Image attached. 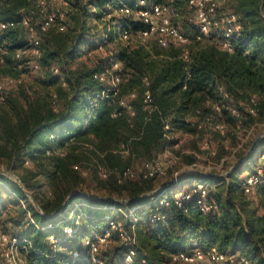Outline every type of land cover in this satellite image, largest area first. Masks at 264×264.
<instances>
[{"label":"trees","instance_id":"1","mask_svg":"<svg viewBox=\"0 0 264 264\" xmlns=\"http://www.w3.org/2000/svg\"><path fill=\"white\" fill-rule=\"evenodd\" d=\"M219 1L222 10L235 15L241 27L233 38V53L223 51L216 42L205 39L192 41L188 60L182 58L181 49H163L156 44L121 47L110 55L108 47L116 43L118 26L109 33L104 44L99 30L98 35H93L82 25L79 32L70 26L79 25L91 9H96L99 22L104 12L112 14L122 7L132 6L135 0L79 2L70 17L68 31L52 33L43 39L39 70L46 72V77L40 80L44 95L35 97L20 86L19 91L6 94V102L0 104V167L21 174L20 181L27 189L35 188L30 184L33 176H44L51 191L45 200L36 201L43 214L30 206L36 225L21 230L22 220L14 223L2 219L8 213L11 198L19 196L24 200L26 196L21 186L0 174V226L33 241L42 253L35 255V263L92 264L85 258V242L93 235L103 233L107 227L105 217L115 215L119 207L132 210L147 204L149 198L145 196L170 181L173 175L169 171L165 179L128 180L122 184L113 175L105 182L119 197L117 200L129 203L98 201L80 194L84 193L85 182L81 165L88 160L87 155L94 157L96 170L103 167L123 171L151 161L165 150H174L177 140L165 138L166 124L170 125L173 135L204 137L211 134L213 138L225 140L238 135L237 132L247 131L255 123H264V0H229L228 7ZM32 12H36L35 0H3L0 6L3 21ZM117 21L122 24L126 19ZM184 29L190 32L191 25ZM20 32H6L5 52L0 54V77L12 72L21 76L26 71H33L30 56L16 58L17 52L27 46L18 37ZM102 45L107 52L99 51ZM114 62L122 64L120 92L92 107L89 97L100 90L94 74ZM22 64L23 69L19 70L18 66ZM56 67L60 74L54 73ZM145 77L149 80L153 99L151 114L145 110L143 102ZM134 91L137 97L129 102L130 114L120 105V100ZM224 94L228 95L227 99H223ZM253 97L257 117L246 111ZM214 103L222 106L221 113L213 110ZM230 109H236L238 115L234 116ZM115 112L120 115L113 117ZM209 116L213 117L214 123L227 126L226 137L209 128L206 124ZM238 122L242 124L239 131ZM263 144L260 142L248 156V147L237 154L236 164L247 156L246 161L226 180L192 175L179 182L177 189L181 190L191 189L199 183L210 189H224L214 200L219 206L218 215L204 216L193 201L188 204L187 212L171 207L166 212V219L153 226L149 221L150 208L136 211L127 221L130 226L138 219L139 246L134 264H143V260L146 264H169L171 255L190 250L195 240L203 248L217 247L226 254L246 257L250 264H264V215L257 216L248 211L247 202L240 194L250 195L244 194L243 178H239L245 173L256 172L255 166L264 153ZM122 145L130 151L129 156L116 153ZM192 153L184 158L187 165L196 161L197 153ZM224 153V146L220 145L218 156L222 157ZM27 162L30 166L25 167ZM261 165L264 169V163ZM256 192L264 208V186ZM70 196L72 199L66 204ZM81 203L87 205L76 211L78 215L83 213L82 219L78 224L75 220L67 221L74 206ZM59 211L62 215L57 213ZM22 214L26 216L25 211ZM49 225L51 229H48ZM68 228H77L74 239L61 241L53 260L44 258L50 250L49 237L64 240V231ZM73 253H78L79 257L74 259ZM127 253L128 248L121 244L118 235L113 234L111 244L101 250L100 256L105 264H124Z\"/></svg>","mask_w":264,"mask_h":264},{"label":"built area","instance_id":"2","mask_svg":"<svg viewBox=\"0 0 264 264\" xmlns=\"http://www.w3.org/2000/svg\"><path fill=\"white\" fill-rule=\"evenodd\" d=\"M90 0H35L36 12L33 14L22 13L19 18L3 21L0 18V35L5 34L9 30H24L28 35V43L24 50H20L16 54L17 59H22L25 55L31 57L29 62L33 70H39L40 60L42 58V41L52 34L66 33L70 25V17L73 14L76 4L79 2L87 3ZM183 3L186 8V13L189 15L191 30L187 32L183 27L184 14L180 9V3ZM3 0H0V6ZM96 11V9H94ZM126 19L125 23L120 24L118 19ZM114 19L116 21L112 22ZM264 20V15H263ZM98 23L100 36H102L103 44L106 42L111 31L117 29L118 38L116 43L123 48H131L136 46H148L156 44L160 48H179L182 52L184 60L189 59V47L193 40L203 41L209 39L216 42L218 46L226 52L233 53V38L241 30L238 19L235 15L222 10L219 0H135L132 6H125L119 10H115L112 14L103 13ZM136 26L137 28L135 29ZM111 46V45H109ZM105 46H100L99 51L105 53ZM5 52V43L0 41V54ZM110 55L113 52L109 51ZM1 62L3 59L1 58ZM19 70L23 69V64L18 66ZM55 74H60L59 68H54ZM94 80L100 85V90L89 97V102L92 107H96L100 101H104L113 95L120 92L122 83V64L114 62L105 70L94 74ZM3 80L7 84L21 83L13 77L6 76ZM144 93L143 102L144 108L151 114L154 110L152 106V94L149 88V80L144 78ZM66 86V83H64ZM137 93L129 92L125 97L121 98L120 105L127 109V112L132 114L130 101L136 99ZM6 87L0 83V104L6 102ZM228 95L224 94L223 99H227ZM251 104L246 106V111L253 117H257L258 109L256 106L255 97L252 98ZM241 106H245L240 103ZM213 110L216 113H221L222 106L219 103H214ZM234 116L238 115L236 109H230ZM200 111H198V114ZM120 112H115L113 117H118ZM206 124L210 129L219 132L222 137H226L227 126L223 123H214L213 117L206 118ZM258 127H264V124H253L248 131L245 132L244 138L235 148H229L226 142L223 144L227 152L222 157H219L218 150L211 147L208 142L201 147V153L196 154V161L191 165H186L182 170H172L173 175L170 181L160 186L155 191L147 194L149 198L147 204L139 206L132 210L116 208V214L105 217L106 228L101 234H95L85 242V258L90 259L92 264H105V260L100 256L102 248H106L111 244L113 234L118 235L123 246L128 248L123 263L134 264L138 256V232L137 221L135 219L132 225L128 226L127 221L133 218L135 212L140 209H151L152 213L149 216V221L153 226H156L166 219V212L171 207H176L179 210L187 212L188 204L195 202L200 213L206 217H213L219 214L218 204L210 199V188L199 183L191 189H177L179 182L188 176L197 175L198 173L217 176V173L224 171L225 167L236 160L237 154L247 148L249 143H253L248 147L247 156L251 154L254 145H258L264 138H253V131ZM242 128L241 122H238L237 129ZM165 138L173 141L176 134H171L169 124L165 125ZM177 144L174 146L175 148ZM86 148L91 149L89 145ZM256 148V147H255ZM174 150H165L151 161H146L141 164V169L129 167L123 171L109 170L100 167L98 174L101 179L108 180L111 176H115L119 184L128 180L137 179H155L161 180L168 176L171 169H167L165 159L173 158ZM61 154V152H59ZM116 153L122 156H129L130 151L125 145H122ZM51 154V153H49ZM179 157V156H178ZM173 158L179 161L180 158ZM264 161V153L261 156ZM29 162L26 163L28 165ZM236 165V164H235ZM234 165V166H235ZM231 170V169H230ZM229 170V171H230ZM228 171V172H229ZM227 172V173H228ZM226 173V174H227ZM242 190L246 195H252L254 192L264 186V169L259 167L256 172L247 174L242 180ZM83 196L85 193H80ZM94 198V197H93ZM70 201H67L69 203ZM118 204H128V201L111 200ZM24 205V203L21 201ZM86 206L85 204H76L70 213L67 221L82 219L83 213L77 214V209ZM105 210V207L98 208ZM46 218L48 216L44 215ZM32 224L36 225L35 220L31 218ZM38 228V227H37ZM52 226L49 225L48 229ZM76 229H65V238H57L50 236L49 253L44 254V258L51 261L58 251V245L61 241L73 240ZM192 248L187 251H178L171 255L169 264H250L249 260L241 255H230L222 252L217 247L203 248L199 241H193ZM35 255L40 256L42 253L38 251L31 239L12 231H5L0 226V264H37L34 262ZM78 253H73V258L77 259ZM146 264V261H142Z\"/></svg>","mask_w":264,"mask_h":264},{"label":"rangeland","instance_id":"3","mask_svg":"<svg viewBox=\"0 0 264 264\" xmlns=\"http://www.w3.org/2000/svg\"><path fill=\"white\" fill-rule=\"evenodd\" d=\"M228 1L229 0H222L223 6L228 7ZM180 9L184 14V22H183V27H190V22H188L189 15L186 13V8L184 4L181 2L180 3ZM96 11L91 9V12H89V15L82 18V21H80L79 25H70L73 30H76L79 32V30L82 28H85L90 32V34H99V28L98 23L96 20ZM82 25V26H81ZM192 26V25H191ZM98 33V34H97ZM20 34V35H19ZM18 34V37L21 39V42L27 44L28 43V35L24 30H21V32ZM5 38H6V33L0 35V41L5 43ZM91 39V38H90ZM6 44V43H5ZM137 44L133 45L136 46ZM121 46L119 44H112L111 46L108 47V50L111 52H116L120 50ZM107 50V51H108ZM105 51V52H107ZM94 56V55H93ZM6 76L13 77L17 81H21V83H16V84H7L3 78ZM5 77H0V83H2L6 87V94L9 96V94H12L14 92L19 91L21 88L20 86H24L26 91L30 92L32 95L35 97H40L44 95V88L42 83H40V80L44 77H46V72L41 69V70H33V71H26L24 74L20 76L18 72H12L11 75H6ZM264 123H260L262 125ZM239 131V130H237ZM248 131V130H247ZM246 132V131H245ZM244 131L237 132L238 135L233 136L232 138L227 137V139L223 140L221 138H213V135H205L204 137H193L189 136L187 134H180L177 133L175 138L178 140V146L175 148L173 152V158H180L179 161H175L172 157L165 159V162L167 164V169L172 170H182L184 166L187 165L186 161L183 160L184 156L187 154H192L193 151H195L197 154L201 153V147L203 146L204 143L208 142L211 147L215 148L216 150H220V145H223L226 142V145L229 148H235L238 146V144L241 142V140L244 138L243 135H245ZM208 134V133H207ZM253 138L255 137H261L264 136V127H258L253 131ZM261 142H264V138ZM253 143H249L248 147L250 148ZM264 145V144H263ZM198 150H197V149ZM226 152V151H225ZM82 153V152H80ZM227 153V152H226ZM224 153V154H226ZM88 160L81 165V170H82V176L84 177V186H83V191L86 195L90 196V198H95L98 201H104V202H110L111 200H117L119 197L114 193L113 189L110 187V185L105 182L106 180L101 179L98 170H96L95 167V160L94 157L88 156ZM264 161L260 160V162L255 166L256 170L259 167H262L261 164H263ZM236 164V160L233 162H230L227 167H225L224 171L221 173H217V176H223L225 175L233 166ZM30 166V164L26 165L25 167ZM137 170L141 169V164L136 165L135 167ZM7 172L9 173L8 177L15 183H17L15 180L16 178L20 179L21 174L15 173L8 171L5 167H0V173L1 172ZM247 174H243L239 176V178H244ZM18 184V183H17ZM31 185H34L35 188H29L27 189L26 186L23 184L24 188L21 190L23 191L24 195L26 196V199H20L19 196H14V198L10 199L9 203V210L6 216L3 217L2 221L6 222L7 220H12L14 223L17 221L22 220L21 222V230H24L25 228L28 227V225L32 224L31 218H33V212L30 209V206L35 208V210L39 213L40 211L38 210V203L36 202L38 199H46L47 197L50 196V188L47 187V180L45 179L44 176H36L31 179L30 182ZM20 186V185H19ZM210 198L211 200L217 199L221 191H224V189H217L213 187V189H210ZM240 194V193H239ZM241 198H244L245 201L247 202V209L250 212H254L257 216H263L264 215V208L261 203L260 198L257 195V192L254 193L253 195L250 196H243L240 194ZM105 197V198H104ZM16 199V200H15ZM21 201L24 203V205L21 203ZM26 212V216L23 217L22 212ZM60 214V211L57 212ZM62 215V213L60 214ZM64 216V215H63ZM62 218V217H61ZM16 225V224H15ZM9 226V224L7 225ZM17 226V225H16ZM12 227V226H9ZM19 227V226H17ZM20 231V230H19ZM105 248H102V250Z\"/></svg>","mask_w":264,"mask_h":264},{"label":"water","instance_id":"4","mask_svg":"<svg viewBox=\"0 0 264 264\" xmlns=\"http://www.w3.org/2000/svg\"><path fill=\"white\" fill-rule=\"evenodd\" d=\"M255 147H256V145H254L253 146V148H252V151L251 152H253V150L255 149ZM246 158H247V156L245 157V158H243L241 161H239L235 166H233L232 168H231V170L227 173V174H225V175H223V176H214V175H206V174H202V173H198L197 175H200V176H202V177H209V178H213V179H219V180H226L227 178H228V176L237 168V167H239L242 163H244L245 161H246ZM0 174H3V175H6V176H8L9 175V173H7V172H5V171H3V172H1ZM10 176V175H9ZM17 183H18V185H20L21 186V188H24V186H23V184H22V182L18 179V178H16V180H15ZM72 199V196H70L69 197V199H68V201H70ZM66 204H64V206H65ZM38 210L40 211V213L41 214H43V212H42V210H41V208L38 206ZM52 217V216H51Z\"/></svg>","mask_w":264,"mask_h":264},{"label":"crops","instance_id":"5","mask_svg":"<svg viewBox=\"0 0 264 264\" xmlns=\"http://www.w3.org/2000/svg\"><path fill=\"white\" fill-rule=\"evenodd\" d=\"M193 154V153H192ZM188 155H190V154H187V155H185V156H188ZM185 156H184V158H185ZM184 160V159H183Z\"/></svg>","mask_w":264,"mask_h":264}]
</instances>
